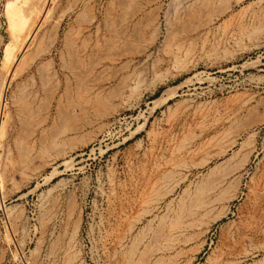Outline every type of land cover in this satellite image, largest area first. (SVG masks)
Listing matches in <instances>:
<instances>
[{"label": "rangeland", "instance_id": "374dc122", "mask_svg": "<svg viewBox=\"0 0 264 264\" xmlns=\"http://www.w3.org/2000/svg\"><path fill=\"white\" fill-rule=\"evenodd\" d=\"M23 1L0 264H264V0Z\"/></svg>", "mask_w": 264, "mask_h": 264}, {"label": "bare ground", "instance_id": "6f19581e", "mask_svg": "<svg viewBox=\"0 0 264 264\" xmlns=\"http://www.w3.org/2000/svg\"><path fill=\"white\" fill-rule=\"evenodd\" d=\"M28 0H26V2H27ZM25 2V0L23 1V3ZM28 3V2H27ZM20 4H21V2H20ZM26 4V3H25ZM21 7H22V5H20ZM19 6V7H20ZM17 8V7H16ZM23 8V7H22ZM29 8V7H28ZM36 8H37V6H36ZM18 9V8H17ZM30 9V8H29ZM32 9V8H31ZM33 9H35L34 8V6H33ZM40 9V8H39ZM19 11V10H18ZM28 11V10H27ZM38 11V10H37ZM33 12V11H32ZM39 12V11H38ZM21 13H22V11H21ZM34 13H35V11H34ZM15 14H16V12H15ZM28 14V13H27ZM26 14V15H27ZM41 14H43V13H41ZM17 15V14H16ZM46 15V14H45ZM45 15H44V17H45ZM34 16H37V14H35V15H31V13H29L27 16H25V17H27V19H28V21L30 22L31 21V24H28V25H30L31 27H33V25H32V23H34V22H32V19H33V17ZM36 18V17H35ZM46 19V18H45ZM24 20V19H23ZM27 21V20H26ZM16 22V21H15ZM24 22V21H23ZM36 24V23H35ZM27 25V24H26ZM28 25H27V27H28ZM25 26V25H24ZM28 27V29H31V27ZM17 27H19V26H17ZM16 27V28H17ZM27 27H25L24 28V31L26 30V28ZM23 28V27H22ZM28 31V30H27ZM34 31V30H33ZM26 32V31H25ZM34 33V32H33ZM33 33H31V34H33ZM27 36V37H26ZM22 37V38H21ZM21 37H20V39L19 38H17V39H19L20 40V42L22 41V42H24L26 39L28 40L30 37H31V35L30 36H28L27 35V33H24V35L22 36V33H21ZM15 38V37H14ZM22 39V40H21ZM18 43V42H17ZM19 44V43H18ZM25 44H26V42H25ZM25 46V45H24ZM20 48H21V46H19ZM24 48V47H23ZM22 48V49H23ZM20 50V49H19ZM82 50V49H81ZM22 51V50H21ZM6 58V57H5ZM5 62H6V60H4ZM33 61V60H32ZM32 63V62H31ZM28 65H29V63H28ZM27 67V66H26ZM76 70V69H75ZM81 70V69H80ZM86 72V71H85ZM76 73V72H75ZM86 78V77H85ZM78 79V78H77ZM80 93V92H79ZM2 95H3V93H2ZM0 96V99H2V102H3V96ZM73 103V102H72ZM72 105V104H71ZM25 116V115H24ZM5 130L2 128V122H0V138H2L4 135H5ZM60 134V133H59ZM54 139V138H53ZM17 150V149H16ZM222 152H224V151H222ZM222 154H220V156H221ZM22 157V156H21ZM217 167H218V165L216 166L215 165V167H213L212 169H211V171H210V173H213L216 169H217ZM224 174V173H223ZM222 174V175H223ZM220 177V176H219ZM223 177V178H222ZM227 176L224 174L223 176H221V178L217 181V185H216V181L213 183V185H214V187H216V186H221L222 185V183H223V180L226 178ZM216 178V177H215ZM205 185V184H204ZM210 185V184H209ZM213 188V187H212ZM215 189V188H214ZM219 189V188H218ZM213 190V189H212ZM220 193V192H219ZM213 194V193H212ZM222 199V198H221ZM157 201V200H156ZM201 202V201H200ZM201 204V203H200ZM200 204H198V205H200ZM207 205V204H206ZM197 206V205H196ZM142 210V209H141ZM56 211V210H55ZM160 231V230H159ZM121 236V235H120ZM143 238V237H142ZM147 253V252H146ZM145 253V254H146ZM74 254V253H73ZM145 256V255H144ZM74 257V256H73ZM132 259V258H131ZM146 259V258H145ZM149 259V258H148ZM138 263V262H137Z\"/></svg>", "mask_w": 264, "mask_h": 264}]
</instances>
